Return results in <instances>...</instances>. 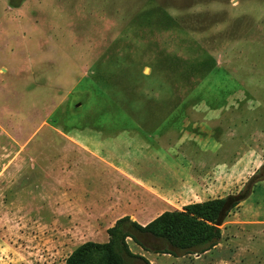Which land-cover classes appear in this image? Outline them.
Returning <instances> with one entry per match:
<instances>
[{"label":"rangeland","instance_id":"rangeland-1","mask_svg":"<svg viewBox=\"0 0 264 264\" xmlns=\"http://www.w3.org/2000/svg\"><path fill=\"white\" fill-rule=\"evenodd\" d=\"M107 161L174 209L251 189L230 216L258 224L222 251L136 232L132 253L264 264V0H0V264H64L118 216L160 214Z\"/></svg>","mask_w":264,"mask_h":264},{"label":"trees","instance_id":"trees-1","mask_svg":"<svg viewBox=\"0 0 264 264\" xmlns=\"http://www.w3.org/2000/svg\"><path fill=\"white\" fill-rule=\"evenodd\" d=\"M248 187L237 194L188 203L181 209L165 210L145 225L131 220L127 215L120 217L106 229V242L81 243L68 255L64 264H125L123 254L151 264L143 256L129 250L127 238L148 250L136 232L162 239L171 246L155 249L154 252L176 257L180 254L204 253L220 241V226L227 220L230 211L250 194Z\"/></svg>","mask_w":264,"mask_h":264},{"label":"crops","instance_id":"crops-1","mask_svg":"<svg viewBox=\"0 0 264 264\" xmlns=\"http://www.w3.org/2000/svg\"><path fill=\"white\" fill-rule=\"evenodd\" d=\"M77 141V140H74ZM77 143H80L77 141ZM81 144V143H80ZM82 145V144H81ZM83 149H87V147H85L84 145H82ZM94 156L99 157L101 160H104V158H102L101 156H98L96 153L92 152ZM240 160H237L235 163L231 164L230 166H228L226 163H221L219 165V167H222L220 169H223L224 171H230L232 169H235L236 166H238L240 164L239 162ZM108 163V165L111 167L110 169H113L114 172L118 171V173H120L119 175L121 177H123L124 179H126V181L130 182L132 186L137 187V188H141L146 190V192H151L155 197H158L157 199L159 200V203L161 204V207H163V210L160 212V214L165 211V210H173L174 208H172L170 205H172V200L170 199L169 196H165L159 193L154 192L148 185H146V183L144 181H142V179L126 172L125 170H123L121 167L116 166L115 164L111 163V162H106ZM225 165L226 168H223ZM117 173V172H116ZM183 187V186H182ZM190 188L192 191L194 192H200L201 188H200V184L198 183V179H196L194 181V183L190 184ZM174 196V195H173ZM209 198H205L204 200H207ZM202 200V201H204ZM201 201V200H200ZM198 201V202H200ZM148 211L145 210L144 208H141L140 210L137 211V213L135 214H122L120 216H118L117 218H115L113 220V222L111 224L108 225V227L112 226L113 223L115 222L116 219L123 217L125 215L129 216L131 220H135L137 221L139 224L141 225H145L146 223H148L150 220H152L153 218H155L156 216H158L159 214H157L156 216L150 218L149 220L145 221L144 219L147 217ZM232 218V219H231ZM144 220V221H143ZM258 221H255L253 219H249V218H235V217H231L230 215L227 217V220L220 226L221 228V239L220 241L210 250L205 251L204 253H195V254H191L194 255L195 259L203 257L204 255H207L208 253L215 251V250H220L222 251L227 245L224 243L225 240V236H224V231L225 229H229L230 227H235V228H243L245 225H255L258 224ZM107 227V228H108ZM106 228V229H107ZM106 229L104 230V237L102 238V240L100 242H106L108 240V234L106 232ZM221 247V248H220ZM242 247H238V249L236 250H241ZM149 261V260H148ZM151 264H153V262L150 260L149 261Z\"/></svg>","mask_w":264,"mask_h":264},{"label":"water","instance_id":"water-1","mask_svg":"<svg viewBox=\"0 0 264 264\" xmlns=\"http://www.w3.org/2000/svg\"><path fill=\"white\" fill-rule=\"evenodd\" d=\"M262 176H263V174H262Z\"/></svg>","mask_w":264,"mask_h":264}]
</instances>
